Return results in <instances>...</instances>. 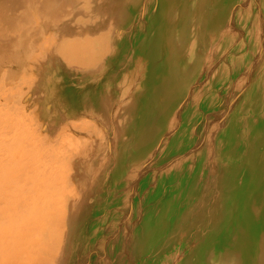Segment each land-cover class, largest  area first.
<instances>
[{"label":"rangeland","instance_id":"obj_1","mask_svg":"<svg viewBox=\"0 0 264 264\" xmlns=\"http://www.w3.org/2000/svg\"><path fill=\"white\" fill-rule=\"evenodd\" d=\"M146 4L85 0L62 7L66 17L46 21L36 16L32 0H0V231L10 221V200L20 193L35 204L51 196L60 199L66 222L73 213L63 249L58 250L62 234L55 230L51 235L48 248L54 255L60 252L59 264H264V211L253 209H264L262 112L254 114L264 101V0H248L233 12L228 25L237 34V51L235 62L227 59L229 54L220 61L226 77L200 101L189 95L179 111V125L145 154H135L134 148L116 160L102 117L76 112L79 91L65 85L72 81L68 73L31 65L46 37L63 31L85 36L86 24L92 27L104 18L127 24L145 12ZM24 40L28 44L22 46ZM142 43L123 46L124 53L141 52ZM124 53L117 65L130 64L132 58ZM52 74L62 80L53 79L58 98L50 97ZM145 99L133 105L131 117L111 126L121 140L130 136L127 130L147 122L146 113L138 111ZM187 115L185 129L177 132ZM153 130L145 125L140 141ZM132 137L137 138L136 132ZM99 144L105 147L104 158L81 166L76 154L90 153V146L97 149ZM153 152L164 162L155 168V161L138 178ZM10 260L16 263L14 252ZM48 262L46 258L42 264Z\"/></svg>","mask_w":264,"mask_h":264},{"label":"bare ground","instance_id":"obj_2","mask_svg":"<svg viewBox=\"0 0 264 264\" xmlns=\"http://www.w3.org/2000/svg\"><path fill=\"white\" fill-rule=\"evenodd\" d=\"M83 1L85 0H32L37 6L36 16L46 17L44 19L46 21L50 18L66 17L67 14H64L65 9H61L62 7H66V4L78 6ZM246 1L248 0H147L145 12L141 11L127 24L104 18L92 27L86 24L85 36L71 35L63 31L52 37H46V40H42L40 57L32 59L31 65H39L46 71H52L53 74H63L61 71L68 73L72 81L65 85L75 87L76 91H79V96L76 98H79L77 101L81 103L76 107V112H90L97 117H102L101 120H104L105 123H103L107 125L108 135L111 136L109 139L115 144H112L111 152L116 160L121 159L126 152L134 148H136L135 154H145L155 149L160 136L168 135L179 125L181 120L179 111L189 95L190 98H194L193 101H200L217 82L226 77L224 67H220V61L224 55L229 54L227 59L232 63L235 62L237 51L233 49L237 34L233 32L228 22L230 23L233 12ZM249 6L243 10L247 11ZM142 34H144V40L141 38ZM209 37L213 39L212 46L209 43ZM139 41H143L141 52L136 51V53H129L130 55L124 53V47L128 44L137 46ZM26 43L24 40L22 46ZM99 49V53L94 55V51ZM220 49L224 50L220 51ZM205 50H210L209 55L205 53ZM123 53L126 58H132L130 64L124 61L117 65L118 58L122 57ZM53 74L49 82L52 88L50 97L58 98L59 93L53 89L55 87L53 79L60 77ZM58 82L62 80L59 79ZM107 86L111 89L109 93L104 92ZM175 89L182 92L172 94L171 91ZM141 98L146 99L138 111L146 113L148 120L140 121L131 131L127 130L126 133L130 136L121 140L117 134H113L111 126L119 125L123 120L131 117L133 105ZM168 98L171 100L169 99L167 103ZM250 108L253 107L250 106ZM254 112V114L262 112L258 128L259 131H264V101L261 104L258 103ZM188 119L189 115L185 117V124L177 132L185 129ZM147 124L153 125L154 130L150 134L152 137L149 140L147 139L150 136L142 140L144 142L137 146L142 142L141 134ZM135 132L137 138L132 137ZM99 145L97 149L94 145L90 146L98 155L91 153L92 151L83 154L85 150L76 154V159L80 161L81 166L86 167L94 160L104 158L105 147ZM260 150L256 151L255 160L257 161ZM79 153L81 154L78 155ZM152 156L154 157V152ZM155 161H158L155 168L164 162L163 159L155 157L153 160L146 161L137 172L138 178L146 168L148 170L154 168L152 165ZM263 161L262 164H264ZM22 197L20 193L15 201L10 200L9 226L7 225L5 230L3 226L4 228L0 231V264H14L11 262L13 260H10L11 252H14L16 257L15 264H42L46 258L50 261L48 264H59L60 252L54 255L55 253L50 252L48 248L52 242L51 235L55 230L62 234L63 239L58 241V250L63 249L68 222L73 213L70 212L67 218L69 220L66 222L60 214V199L54 201L51 196H47L35 204L31 201L26 202V199ZM76 203L78 202L75 201ZM18 205H21L22 209L18 212L12 211V208ZM253 209L254 212L258 209L264 211L259 206Z\"/></svg>","mask_w":264,"mask_h":264}]
</instances>
